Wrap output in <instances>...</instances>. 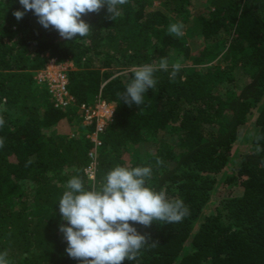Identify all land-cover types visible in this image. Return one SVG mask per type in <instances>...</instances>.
<instances>
[{"label": "trees", "instance_id": "1", "mask_svg": "<svg viewBox=\"0 0 264 264\" xmlns=\"http://www.w3.org/2000/svg\"><path fill=\"white\" fill-rule=\"evenodd\" d=\"M199 1L205 12L194 11L193 0H129L116 20L102 8L82 16L92 27L89 36L66 41L31 11L18 21L13 12L23 11L19 0H0V252H8L10 264H79L65 251L59 225L67 221L61 220L59 199L72 176L86 186L99 184L117 165L151 166L148 186L182 199L190 210L180 223L134 225L159 245L146 246L138 261L123 264H264V150L256 152L254 138L264 136V0ZM177 22L183 30L190 23L202 36L197 50L168 34ZM171 52L182 65L174 82L160 71L140 106L119 99L130 68L165 56L171 65ZM51 59L72 62L67 88L75 105L96 96L115 105L98 135L93 179L84 171L92 160L87 134L93 126L82 124L75 105L55 107L35 82V72ZM237 69L246 74L239 88ZM253 111L254 148L222 180L239 186L240 194L220 202L193 230L228 164L239 126ZM63 120L75 127L72 134L56 131ZM168 130L177 135L178 152L167 143L144 155L130 152L149 135ZM259 144L264 149V139ZM187 241L191 250L181 254Z\"/></svg>", "mask_w": 264, "mask_h": 264}, {"label": "clouds", "instance_id": "2", "mask_svg": "<svg viewBox=\"0 0 264 264\" xmlns=\"http://www.w3.org/2000/svg\"><path fill=\"white\" fill-rule=\"evenodd\" d=\"M129 0H19L23 11L16 10L13 16L19 21L31 11L45 29H55L61 38L73 41L77 36L87 37L92 27L83 15L99 13L106 8L107 18L116 20L121 15V6ZM168 34L181 37L183 24L171 23ZM182 65L179 61L169 64L161 57L156 64L145 63L130 68L132 77L119 93V99L131 107L140 106L148 89L157 83L155 73H169L174 82ZM5 121L0 116V127ZM256 152L264 150L259 142L264 136L255 135ZM4 139L0 138V148ZM31 163V160L27 162ZM157 160V164H161ZM264 163V161H262ZM27 166V164H26ZM152 177L151 166L125 167L117 165L110 169L99 184L94 181L88 186L79 175L66 182V190L59 199V214L62 221L59 231L66 240V253L79 264H123V261H138L141 250L146 246L157 247L158 241L150 240L134 226L151 227L159 224H176L190 215L182 199H170L163 189L157 191L148 186ZM0 264H10L8 252H0Z\"/></svg>", "mask_w": 264, "mask_h": 264}, {"label": "rangeland", "instance_id": "3", "mask_svg": "<svg viewBox=\"0 0 264 264\" xmlns=\"http://www.w3.org/2000/svg\"><path fill=\"white\" fill-rule=\"evenodd\" d=\"M157 2H154V5L157 6ZM204 3L200 2L199 0H193V6L194 11L199 12H205ZM184 35L182 36L184 39V42L190 47L192 51L197 50L201 43H202V36L197 32L196 28L190 23L186 25L185 29L183 30ZM222 37L226 38V36L222 33ZM175 56V62L181 61V57L176 55V53L171 52ZM215 60L211 62H207L201 66L210 65ZM63 64L66 66L67 70H70L73 68L72 62H63ZM200 67V66H199ZM36 73V72H35ZM119 73H124L119 72ZM236 77H237V86L240 87L244 82L246 81V74L241 70H236ZM254 111L252 114L248 115L246 121L239 126L238 128V137L236 141L234 142L231 154L229 157V161L225 169L216 176L217 182L215 184L214 189L211 191V196L209 199V202L206 206L203 207L202 212L197 220L193 222V230L198 226L199 222L208 214H211L215 211L216 207L220 202L225 200L226 198L234 195H238L241 192V188L237 186L236 184H228L223 185L222 180L226 174L234 173L242 159V155L253 149L254 145L252 144V137L257 133V126L255 125L254 121ZM75 127H69L68 123L66 121H61L56 125V131L62 132V133H70L72 134L74 132ZM176 133L172 131H166V132H158L155 135L151 134L146 140H143L139 142L136 146H133L130 150V152L134 155H144L148 152H151L154 150V148L157 145H162L163 143L169 144L176 152L180 150L179 147L175 145L176 142ZM190 242L187 241L185 243V246L183 250L181 251V254L190 251Z\"/></svg>", "mask_w": 264, "mask_h": 264}, {"label": "built area", "instance_id": "4", "mask_svg": "<svg viewBox=\"0 0 264 264\" xmlns=\"http://www.w3.org/2000/svg\"><path fill=\"white\" fill-rule=\"evenodd\" d=\"M67 71L63 63H58L54 59H51L45 67L37 70L34 75L35 82L47 89L54 106L60 109L75 105L74 98L67 88ZM75 106L81 115L82 124L85 126H93V130L87 134V137L93 143V150L89 153L92 160L84 170L87 176L93 179L95 171V149L100 145L98 135L111 122L115 105L100 96H96L90 104L82 103Z\"/></svg>", "mask_w": 264, "mask_h": 264}]
</instances>
